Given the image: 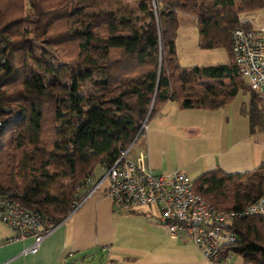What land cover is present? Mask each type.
<instances>
[{
	"label": "trees",
	"instance_id": "trees-1",
	"mask_svg": "<svg viewBox=\"0 0 264 264\" xmlns=\"http://www.w3.org/2000/svg\"><path fill=\"white\" fill-rule=\"evenodd\" d=\"M120 1L0 0V195L40 213L47 229L68 214L75 185L168 100L212 110L248 91L250 131L264 127L229 41L240 13L263 9L264 0H134L135 11ZM176 10L195 16L199 47H222L229 60L179 65ZM192 190L216 207L242 209L264 196V159L244 172L203 171ZM230 227L237 239L222 257L264 264V212Z\"/></svg>",
	"mask_w": 264,
	"mask_h": 264
},
{
	"label": "built area",
	"instance_id": "built-area-1",
	"mask_svg": "<svg viewBox=\"0 0 264 264\" xmlns=\"http://www.w3.org/2000/svg\"><path fill=\"white\" fill-rule=\"evenodd\" d=\"M261 11L253 18L240 15L239 25L231 30L229 41L232 60L249 89L260 98L264 111V24L258 21ZM247 23L251 27L244 26ZM146 128L143 121L127 146L119 147L112 160L99 164L100 176L90 172L75 185L68 214L87 194L106 182V195L121 210L130 212L142 206L153 207L158 223L171 238L191 242L211 264L225 263L231 253L227 252L225 257L221 253L237 239L230 227L232 221L243 215L264 212V196L239 210L220 208L192 190L193 179L184 169L154 173L143 152L131 154L135 140L145 136ZM83 185H90L86 194L79 192ZM0 221L13 229L12 239L32 238L23 248L24 252H35L50 229L44 227L46 219L40 213L5 195H0Z\"/></svg>",
	"mask_w": 264,
	"mask_h": 264
},
{
	"label": "crops",
	"instance_id": "crops-1",
	"mask_svg": "<svg viewBox=\"0 0 264 264\" xmlns=\"http://www.w3.org/2000/svg\"><path fill=\"white\" fill-rule=\"evenodd\" d=\"M261 23L264 24V19ZM243 92L249 99L250 93ZM247 130L253 138L245 134L243 142L241 139L231 142L233 130L227 128L222 142L231 144L221 149L216 143V151L208 152L203 164L198 166L197 175L216 168L244 172L257 167L264 159V127L255 126L250 131L248 125ZM237 142H241L239 146L231 148ZM251 142L259 148H253ZM94 173L97 177L101 175L98 167ZM88 188L90 185H83L79 192L86 194ZM105 189L106 182H103L74 211L52 225L35 252L23 251L32 242L31 237L12 239L13 229L0 221V264H129V261L132 264H211L191 242L171 238L158 223L156 213L143 209L123 211L106 195ZM135 220L140 221L143 231L132 229L133 225L126 222ZM126 254L130 256L126 258ZM122 258L126 259L121 261Z\"/></svg>",
	"mask_w": 264,
	"mask_h": 264
},
{
	"label": "rangeland",
	"instance_id": "rangeland-1",
	"mask_svg": "<svg viewBox=\"0 0 264 264\" xmlns=\"http://www.w3.org/2000/svg\"><path fill=\"white\" fill-rule=\"evenodd\" d=\"M116 6H125L133 11L136 9L134 0H121ZM106 8L108 7L105 6L104 9ZM123 8L119 9L120 13H123ZM260 11L262 15L257 19L261 22V19H264V8L252 12H241L240 15L243 18H253L259 16ZM176 20L175 53L179 65L182 67L208 65L225 63L229 60L226 50L222 47L201 48L198 46L197 22L194 15L176 10ZM77 22L78 20L71 19L72 25ZM48 62L56 64L57 60L49 58ZM246 97L247 94L239 90L230 103L212 110L203 108L179 109L173 100H168L158 113L148 119L145 136L135 140L131 154L143 152L154 173L160 174L172 169H184L189 178L193 179L197 176L198 166L202 165L209 155L208 152L211 149L216 151V143H218L219 148L226 149L236 139H241L243 142L245 134L247 136L250 134L253 138L252 133L247 130L249 125L247 110L251 104V99L250 97L246 99ZM257 105L259 107L262 105L261 100H257ZM227 128L233 130V139L224 145L222 140ZM198 130L201 131L200 134L193 135ZM240 143L237 142L231 148H237ZM211 144L214 145L213 148L209 147ZM251 144L253 148H259L255 146L254 142ZM140 209L149 210L152 214L155 213L153 207L142 206ZM126 222L131 226L133 225L132 229L135 227V229L143 231L140 227V221ZM129 256L126 254V258ZM126 258H122L121 261ZM128 263L132 264L130 261ZM223 264L251 263L245 262L239 254H231Z\"/></svg>",
	"mask_w": 264,
	"mask_h": 264
}]
</instances>
